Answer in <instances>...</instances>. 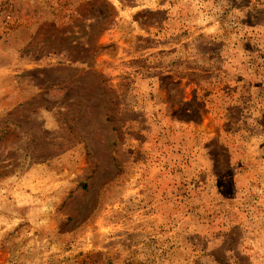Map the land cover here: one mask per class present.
Returning <instances> with one entry per match:
<instances>
[{"label": "rangeland", "instance_id": "374dc122", "mask_svg": "<svg viewBox=\"0 0 264 264\" xmlns=\"http://www.w3.org/2000/svg\"><path fill=\"white\" fill-rule=\"evenodd\" d=\"M0 264H264V0H0Z\"/></svg>", "mask_w": 264, "mask_h": 264}]
</instances>
